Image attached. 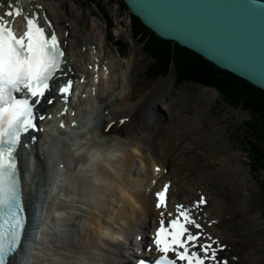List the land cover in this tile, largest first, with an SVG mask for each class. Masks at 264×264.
I'll return each mask as SVG.
<instances>
[{
	"label": "bare ground",
	"instance_id": "obj_1",
	"mask_svg": "<svg viewBox=\"0 0 264 264\" xmlns=\"http://www.w3.org/2000/svg\"><path fill=\"white\" fill-rule=\"evenodd\" d=\"M48 1L11 0L12 3L23 4L27 9L41 10L42 16L51 20L54 29L65 42L66 71L69 76L83 77L85 85L90 81L95 83L90 89L95 87L96 95L87 93L86 101L79 105L83 107L91 104L97 110L98 130L102 135L106 138L118 137L126 140L130 149L122 167L123 184L131 201L121 204L116 199L109 204L110 210L105 212L99 221L106 225L107 217L114 213V230L122 235L123 240L116 244L105 242V247L99 249L101 264L128 263L130 252L137 250L134 246L135 238L147 234L148 229L156 225L159 211L154 209L152 194L166 182L170 185L168 208L176 203L190 208L200 195L205 196L207 205L202 206L194 215L200 216V223L207 232L226 246L223 254L229 256V264H259L263 256L257 255L256 251L264 244V237H245L248 228L257 225L258 217L243 206L244 194L236 189L241 181H244V176L239 178L241 167L230 160L232 155L213 153L210 149L218 139V133L215 136L214 133L218 132L221 125L230 123L235 118L231 116L216 122L206 120L203 125L202 116L207 114L208 110L205 107L214 98V94L203 89L199 98L204 104L202 109L194 104L186 111L179 105L183 97H174L171 88L172 76L154 82H133L128 77L122 84L126 93L121 95L120 88L113 78L114 63L102 52L103 48L96 42V36L86 31L79 33L76 27L78 15L74 16V23L70 22L73 14L62 12L60 16ZM8 2L9 0H0L4 5ZM89 27L95 28L94 24ZM95 68H98L96 72ZM106 83L110 86L104 90V95L102 87ZM107 95L112 96L109 98L113 100L105 97ZM161 104L164 105L163 112L159 110ZM80 110L78 107L77 117ZM121 120L125 122L120 124ZM233 159L235 160L236 156ZM22 161L25 163V157ZM36 163L35 171L38 173L33 176V180L37 178L35 189L29 185L30 177L25 173L26 184L29 186L24 187V198L30 211V219L24 236L25 244L12 264H23L27 261L25 248L32 240L33 224L36 223L31 213L40 199L44 198L42 193L45 192L49 164L46 165V158L42 153L36 156ZM68 167L67 172L70 174L74 164L71 167L69 163ZM155 168H159L160 172H155ZM219 185L225 186V194H221ZM226 197L232 198L238 206L237 214L228 211ZM88 215L86 208L78 207L73 222L62 233L46 236L51 242L45 244L43 258H35L31 264H92V251L97 246L93 233L84 225ZM242 233H245L243 239ZM56 234L59 237L55 239Z\"/></svg>",
	"mask_w": 264,
	"mask_h": 264
},
{
	"label": "snow or ice",
	"instance_id": "obj_2",
	"mask_svg": "<svg viewBox=\"0 0 264 264\" xmlns=\"http://www.w3.org/2000/svg\"><path fill=\"white\" fill-rule=\"evenodd\" d=\"M0 9H4L0 11V264H11L26 226L17 148L25 133L43 131L34 122L45 120L38 109L42 102L52 105L59 98L67 111L73 80H63L68 75L62 67L65 53L47 18L46 30L38 23L36 12L29 16L11 0L7 5L0 3ZM17 17L23 20L19 35L12 27ZM71 126L75 128L76 122ZM59 128H64L63 122ZM35 139L31 137L33 143ZM23 147L28 149L30 144L26 142ZM154 171L159 173L160 169ZM169 187L164 183L154 194L158 226L148 251L154 248L158 255L155 259H138L136 264H226L218 257L223 251L219 241L205 235L201 217L194 215L206 204L205 197L200 195L190 208L177 203L174 211H168Z\"/></svg>",
	"mask_w": 264,
	"mask_h": 264
},
{
	"label": "rangeland",
	"instance_id": "obj_3",
	"mask_svg": "<svg viewBox=\"0 0 264 264\" xmlns=\"http://www.w3.org/2000/svg\"><path fill=\"white\" fill-rule=\"evenodd\" d=\"M48 2L53 8L55 7L54 10L59 12L60 16L63 13L73 14L70 22L74 23V16L78 15L79 19L76 27L79 33L86 31L96 36V42L100 43L99 45L103 48L102 52L114 63L113 78L115 84L120 88L121 95L126 93V88L122 84L128 77L133 82H154L172 76L170 72L165 76L155 78L145 75L146 70L153 64V60L145 54L143 43L136 39L138 37L132 36L129 12L125 6H122L121 0H96V4L91 5L83 0H49ZM90 24H94L95 28L89 27ZM106 64L108 65L109 62H106ZM172 78L171 88L174 91V97L178 95L183 97L179 105L183 106L186 111L193 107L194 104L199 109H202L204 104L200 102L199 98L203 89H207L214 94V98L205 107L208 110L207 114L202 116L203 125H205L206 120L216 122L231 116L235 118L230 123L221 125L218 132L214 133V136L218 133V139L215 140L210 149L213 153L232 155L233 157L230 160L241 167L239 178L244 176V181H241V184L236 189L244 194L242 197L243 206L258 217L257 227L253 225L255 227L248 228V234L242 233L241 238L243 239L245 235V237H264V164H261L262 167L254 165L251 155H249V141L255 145L258 144V146L261 142L257 137H253V134L248 130L251 124L253 125L251 115L240 105L236 106L233 100H225L220 91L210 85H198L193 82L176 83L175 77L173 76ZM103 86L105 88L102 87V92L105 95L104 90H107L110 85L106 83ZM105 97L113 100L109 98H112V96L108 97L107 95ZM159 110L163 112V104L159 106ZM262 148L264 149V145H262ZM235 156L236 161L233 159ZM218 189L221 194L226 193L225 186L219 185ZM225 201L228 204V211L237 214L239 209H237L238 206L234 204L233 199L226 197ZM256 254L263 256L259 264H264V244L258 248Z\"/></svg>",
	"mask_w": 264,
	"mask_h": 264
},
{
	"label": "clouds",
	"instance_id": "obj_4",
	"mask_svg": "<svg viewBox=\"0 0 264 264\" xmlns=\"http://www.w3.org/2000/svg\"><path fill=\"white\" fill-rule=\"evenodd\" d=\"M98 123L97 110L91 104L84 105L75 128L70 120L67 126L57 130L54 121L45 129L41 145L42 153L47 155L50 145L55 144L44 186L48 209L42 229L62 233L73 222L77 208H86L89 215L84 225L93 233L97 246L92 251V264H101L99 249L105 247V242L116 244L123 240L114 230V213L107 217L106 225L99 222L110 210L109 204L116 199L121 204L131 201L123 184L122 162L130 150L127 141L104 137ZM61 153L75 164L70 174L53 162Z\"/></svg>",
	"mask_w": 264,
	"mask_h": 264
},
{
	"label": "water",
	"instance_id": "obj_5",
	"mask_svg": "<svg viewBox=\"0 0 264 264\" xmlns=\"http://www.w3.org/2000/svg\"><path fill=\"white\" fill-rule=\"evenodd\" d=\"M121 2L159 39L264 92V0Z\"/></svg>",
	"mask_w": 264,
	"mask_h": 264
},
{
	"label": "trees",
	"instance_id": "obj_6",
	"mask_svg": "<svg viewBox=\"0 0 264 264\" xmlns=\"http://www.w3.org/2000/svg\"><path fill=\"white\" fill-rule=\"evenodd\" d=\"M75 1V0H73ZM96 4V0H83ZM124 6L123 3H121ZM126 8V7H125ZM127 10V9H126ZM131 33L143 43L145 54L150 56L153 64L146 70L150 78L165 76L173 68L176 83L193 82L198 85H210L220 91L225 100L231 99L236 106H241L251 115L253 125L248 128L260 145L249 141V155L254 165L264 164V92L253 88L237 77L220 71L198 55L163 41L146 29L140 21L129 14Z\"/></svg>",
	"mask_w": 264,
	"mask_h": 264
}]
</instances>
